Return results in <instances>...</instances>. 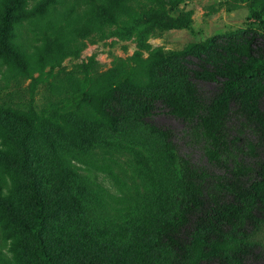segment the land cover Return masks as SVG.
I'll use <instances>...</instances> for the list:
<instances>
[{"label": "rangeland", "instance_id": "374dc122", "mask_svg": "<svg viewBox=\"0 0 264 264\" xmlns=\"http://www.w3.org/2000/svg\"><path fill=\"white\" fill-rule=\"evenodd\" d=\"M39 1L26 0L15 12L19 15L14 21L15 39L27 46L28 56H35L36 47L48 43L62 46L75 38L85 43L55 74L78 71L91 58L107 70L118 58L191 53L210 41L221 47L198 51L201 58L191 53L183 59L198 97L208 107L221 92L222 81L197 79L194 71L212 69L218 57L228 55L226 47L233 45L249 46L253 56H264V23L256 18L263 0H181L179 9L192 20L190 30L128 23L105 39L85 35L105 20L112 0H59L36 15L32 11ZM72 3L75 7L67 9ZM2 10L0 0V23ZM65 10H71L70 16H64ZM12 71L10 60L0 58V264H42L29 231L22 226L32 223L34 206L31 177L18 163L19 143L27 129L21 115L32 100L31 81H8L5 76ZM46 85L35 91L37 110L46 99ZM126 98L118 111L140 108L135 98H128L130 103ZM154 105L153 113H134L115 132L99 129L92 146L66 133L54 134L52 146L40 136L28 138L31 169L48 212L44 237L57 264H132L136 246L148 241V235L162 240V220L174 207L161 198L174 194L168 204L177 205L179 196L185 194L187 167L205 174L201 187L211 205L232 201V186L249 185L260 178L264 94L257 102L256 118H250L234 100L229 102L223 148L204 134L199 122L173 115L159 103ZM173 213L169 220L174 221ZM191 221L186 216L176 235L184 237ZM253 244L246 264H264V228Z\"/></svg>", "mask_w": 264, "mask_h": 264}, {"label": "trees", "instance_id": "16d2710c", "mask_svg": "<svg viewBox=\"0 0 264 264\" xmlns=\"http://www.w3.org/2000/svg\"><path fill=\"white\" fill-rule=\"evenodd\" d=\"M25 2L1 0L0 58H8L14 67V71L5 76L8 81H31L32 100L28 110L22 111L21 115L27 129L19 143L18 163L31 177L29 187L34 217L31 224L22 223V226L29 231L42 264H57L44 237L48 212L31 169L28 138L40 136L52 146L54 134L66 133L81 144L92 146L99 129L115 132L122 122L135 116L134 113L151 114L156 110L154 104L159 103L173 115L199 122L204 134L223 148L226 145L223 121L231 100L237 102L250 118L257 116V102L264 94V56H253L249 46L233 45L226 47L228 55L218 57L219 63L212 69L202 67L194 71L197 79L222 81L221 92L208 107L198 97L191 72L183 59L191 53L201 58L198 51L221 47L210 41L191 53L157 52L148 58L140 54L118 58L107 70H102V66L91 58L78 71L55 74L54 70L66 58L83 49L84 39L75 38L62 46L48 43L36 47L35 56H28L27 46L15 39L14 23L19 17L15 12ZM59 2L40 0L32 13L40 15ZM180 4L181 0H112L105 12V20L89 32L93 37L87 34L85 38H108L128 23L160 30H190L192 20L179 9ZM74 7L72 3L67 9ZM70 14L71 10H65L64 16ZM256 18L264 23V3ZM206 56L210 58L209 53ZM42 85H46V99L37 110L33 100L36 89ZM124 97H127L125 100L135 98V104L140 108L118 111ZM259 122L263 123V120L259 119ZM261 168L258 180L230 188L232 201L211 205L201 187L205 174L187 167L183 175L185 194L179 196L181 200L176 202L177 205L174 202L168 204L174 194L168 193L165 199L161 198L167 206L172 204L174 207L167 208L162 220L159 230L162 240L148 235V241H141L136 246L132 264H246L255 245L254 237L264 228V168ZM73 204L78 210V203L73 201ZM173 212H176L174 221L169 220ZM186 216L192 218V227L184 237L178 236L175 231Z\"/></svg>", "mask_w": 264, "mask_h": 264}]
</instances>
